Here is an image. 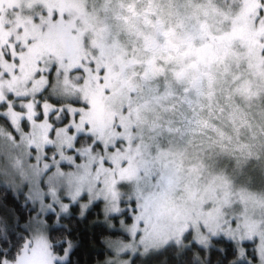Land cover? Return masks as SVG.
I'll return each instance as SVG.
<instances>
[{
	"label": "rangeland",
	"instance_id": "obj_1",
	"mask_svg": "<svg viewBox=\"0 0 264 264\" xmlns=\"http://www.w3.org/2000/svg\"><path fill=\"white\" fill-rule=\"evenodd\" d=\"M50 2L77 28L75 36L59 33L57 45L70 42L89 57L98 49L94 58L106 68L92 90L96 118L119 116L137 140L133 171L149 162L148 242L182 244L192 228L189 240L207 244L209 233L224 231L258 236L264 249V18L254 23L261 0ZM198 141L212 148L194 149Z\"/></svg>",
	"mask_w": 264,
	"mask_h": 264
},
{
	"label": "snow or ice",
	"instance_id": "obj_2",
	"mask_svg": "<svg viewBox=\"0 0 264 264\" xmlns=\"http://www.w3.org/2000/svg\"><path fill=\"white\" fill-rule=\"evenodd\" d=\"M71 15L50 0H0V264H81L84 231L103 245L96 264H138L169 249L179 264H264L258 236L220 231L205 244L188 228L182 247L148 242L143 213L155 177L147 160L132 170L137 140L120 117L94 114L92 90L106 72L98 49L89 57L57 45L61 32L77 35ZM262 18L264 0L254 23Z\"/></svg>",
	"mask_w": 264,
	"mask_h": 264
},
{
	"label": "trees",
	"instance_id": "obj_3",
	"mask_svg": "<svg viewBox=\"0 0 264 264\" xmlns=\"http://www.w3.org/2000/svg\"><path fill=\"white\" fill-rule=\"evenodd\" d=\"M262 122H264V116L262 117ZM195 144H198L199 147H195L193 144L191 148L195 147L194 149H198V150H204V149L207 150L209 148H212L211 143L210 144L203 143L201 146L200 142L198 141ZM96 232L99 233V229H96ZM82 238L84 244L79 252L81 258V264H85V260H86V264H96L97 259L104 258L103 255L101 254L103 250V245L101 243L99 235L93 236L92 239L90 240L89 233L87 231H84L82 234ZM182 246L183 243L181 244V247ZM173 251H174L173 249H169L167 251L160 253L159 255L150 256L147 260L138 261V264H179V262L172 255ZM203 264H206V262H203Z\"/></svg>",
	"mask_w": 264,
	"mask_h": 264
}]
</instances>
